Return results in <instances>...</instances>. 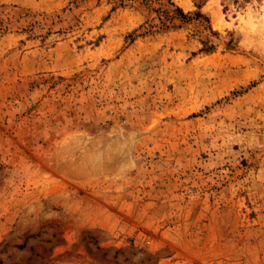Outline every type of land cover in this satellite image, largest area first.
<instances>
[{
	"label": "rangeland",
	"instance_id": "obj_1",
	"mask_svg": "<svg viewBox=\"0 0 264 264\" xmlns=\"http://www.w3.org/2000/svg\"><path fill=\"white\" fill-rule=\"evenodd\" d=\"M0 264H264V0H0Z\"/></svg>",
	"mask_w": 264,
	"mask_h": 264
},
{
	"label": "trees",
	"instance_id": "obj_2",
	"mask_svg": "<svg viewBox=\"0 0 264 264\" xmlns=\"http://www.w3.org/2000/svg\"><path fill=\"white\" fill-rule=\"evenodd\" d=\"M149 0H145V2L148 3ZM170 1H168V4L171 7H174V9L170 10V9H166L165 11L162 10H158L157 12H163L164 14L159 18V21L162 22V20L165 18L166 20L169 19H186L188 18L187 15H185L182 11V9H180L179 7L174 6L172 3H169ZM152 3V2H150ZM157 3V2H155ZM198 16V15H197ZM166 23H164L165 25Z\"/></svg>",
	"mask_w": 264,
	"mask_h": 264
}]
</instances>
